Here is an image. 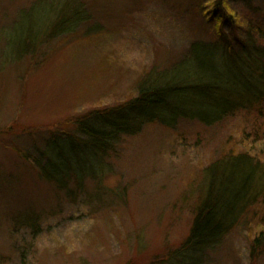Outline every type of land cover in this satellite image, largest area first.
I'll list each match as a JSON object with an SVG mask.
<instances>
[{
  "label": "rangeland",
  "instance_id": "374dc122",
  "mask_svg": "<svg viewBox=\"0 0 264 264\" xmlns=\"http://www.w3.org/2000/svg\"><path fill=\"white\" fill-rule=\"evenodd\" d=\"M62 1L0 0V264H264V252L250 256L264 229L253 216L196 260L181 248L207 190L204 171L228 155L264 164V103L208 126H147L105 156L96 175L67 173L56 186L41 174L53 142L76 136L75 119L136 98L140 84L184 63L193 45L223 44L198 0H100L95 30L42 36ZM224 3L236 22L225 28L231 41L249 30L263 67L264 0ZM28 39L41 50L32 62L27 53L15 60ZM208 51L197 49L186 70ZM67 152L71 160L75 151ZM77 158L79 171L99 170ZM56 163L55 171L70 166Z\"/></svg>",
  "mask_w": 264,
  "mask_h": 264
},
{
  "label": "trees",
  "instance_id": "16d2710c",
  "mask_svg": "<svg viewBox=\"0 0 264 264\" xmlns=\"http://www.w3.org/2000/svg\"><path fill=\"white\" fill-rule=\"evenodd\" d=\"M99 1L63 0L61 12L50 16L48 21H52L51 27L45 26L42 36L48 32L53 39L78 27L85 28V31L95 30V22L105 13ZM224 2L198 0L195 3L206 24L211 26L212 35L221 39L223 44L211 47L193 45L191 56L184 63H177L162 76L140 84L136 98L123 105L92 110L75 119L72 126L76 136L66 133L67 139L60 143L53 142L55 156H52L50 163L42 166L41 171L46 180H53L57 186L63 185L67 173L96 175L101 172L100 164L105 156L113 154L125 138L141 134L147 126L161 125L168 128L180 120L196 121L208 126L229 114L263 104L264 66L256 67L260 58L258 48L249 30L241 42H236L235 38L231 41L225 28L234 26L236 22L224 9ZM254 27L255 30H261L258 25ZM35 43L36 40L32 39L24 41V47L16 51L15 60L20 61L21 54L27 53L31 55L32 62L42 48L41 42ZM199 48H207L209 55L201 61L196 58L193 61L194 70H186L185 67ZM212 53L216 58L213 59ZM67 147L75 151L71 154V160L68 159ZM78 154L82 158L90 157L99 170L79 171L75 168L74 163L80 161ZM59 160L70 166L55 171V164ZM204 172L207 190L196 208L189 235L181 245L191 260L220 247L232 231L246 224L251 216L264 220L261 218L262 214L264 216V164L247 154L228 155L215 160ZM257 205H263L260 214L252 212ZM250 243L253 260L264 252V229Z\"/></svg>",
  "mask_w": 264,
  "mask_h": 264
}]
</instances>
